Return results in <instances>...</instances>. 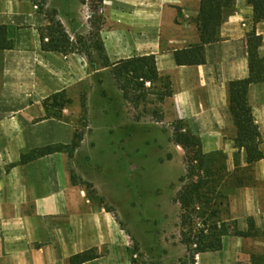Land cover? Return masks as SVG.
Segmentation results:
<instances>
[{
	"label": "crops",
	"instance_id": "crops-1",
	"mask_svg": "<svg viewBox=\"0 0 264 264\" xmlns=\"http://www.w3.org/2000/svg\"><path fill=\"white\" fill-rule=\"evenodd\" d=\"M40 1L0 0V24L9 27L15 43L13 49L0 50V264H71L73 256L90 250L98 256L81 264H132L126 228L75 180L67 152L21 162L32 149L73 143L83 109L80 97L92 91L96 74L109 69H93L78 50H44L42 34L50 22ZM200 3L103 0L97 30L111 63L155 55L159 72L170 76L174 94L162 102V123L181 122L200 138L206 155L227 158L230 172L252 169L257 183L231 190L229 217L245 227L252 218L264 229V156L248 164L245 149L236 147L238 130L230 109V83L250 76L247 39L253 31L262 38L259 54L264 58V21L256 24L247 0H236L220 39L206 45V63L180 66L175 52L200 40ZM49 8L58 11L73 44L78 37L92 44L95 24L88 2L46 0ZM62 91L71 100L63 117H47L44 101ZM249 101L264 155V82L250 86ZM231 238L224 237L221 251L202 253V264L209 263L210 254L236 252L241 241Z\"/></svg>",
	"mask_w": 264,
	"mask_h": 264
},
{
	"label": "rangeland",
	"instance_id": "rangeland-1",
	"mask_svg": "<svg viewBox=\"0 0 264 264\" xmlns=\"http://www.w3.org/2000/svg\"><path fill=\"white\" fill-rule=\"evenodd\" d=\"M84 1L90 7L94 33H99L101 2ZM43 7L53 9H45V4ZM80 39L85 45L79 43ZM84 39L78 37L73 50L86 55L87 50L92 52L102 68L98 53L91 48L96 39L92 37L91 45ZM95 77L92 91L79 100L86 107L80 110L76 126L84 140L71 160L75 180L89 187V194L118 216L128 232L129 254L136 264H202V253L193 257L182 243V211L176 198L187 169L186 151L173 141L179 122L161 121L159 85L146 82L145 96L139 90H130V99L125 97L112 67ZM135 92L141 97L136 99ZM225 165L227 158L218 156L213 168ZM95 184L103 187V192ZM227 225L230 240L241 244L236 252L229 249L210 254L208 264H264L263 227L259 228L252 218L245 221L246 227L230 219ZM236 230L254 235L237 236Z\"/></svg>",
	"mask_w": 264,
	"mask_h": 264
},
{
	"label": "trees",
	"instance_id": "trees-1",
	"mask_svg": "<svg viewBox=\"0 0 264 264\" xmlns=\"http://www.w3.org/2000/svg\"><path fill=\"white\" fill-rule=\"evenodd\" d=\"M40 7L44 10L45 0H41ZM102 2L103 0H99ZM253 8L254 22L264 21V0H247ZM236 0H201L199 15L196 19L199 42L175 52L178 65H202L206 63V45L220 39V30L227 17L235 11ZM50 22L48 33L42 34V46L46 51L69 52L74 49L69 34L58 19L56 9L44 10ZM96 39L91 48L98 53L102 67H112L114 75L126 98L133 99L130 90H139L145 96V84H158V98L162 103L174 94L170 76L162 75L157 67L155 55L135 56L113 64L108 59L103 42L99 41V33H92ZM48 38V40H46ZM80 44L83 42L79 41ZM262 38L255 31L248 35L247 46L250 59V76L246 79L235 80L230 83V109L238 130L236 147L245 149L247 162L253 165L263 158L260 148L261 134L255 122L253 108L249 101V89L252 84L264 82V58L259 54ZM85 45V43L83 44ZM14 40L10 37L9 27L0 24V50L13 49ZM93 69H99L98 59L86 51ZM136 99L140 98L136 92ZM71 103L65 91L55 93L44 101L47 117L62 118L63 110ZM85 110V103L82 104ZM173 133V141L186 151L187 169L181 177L183 186L177 202L181 206L182 243L189 255L195 257L197 253L218 252L223 249L224 237L230 235L227 221L230 219L229 192L232 189L257 183L252 175V169H235L230 172L226 165L219 169L213 168L217 160L215 153L206 155L202 149L200 138L179 122ZM84 134L76 129L73 143L70 145L50 144L35 148L22 154L21 162L26 163L56 152L65 151L74 157L81 146ZM246 175L244 176L243 174ZM248 178L250 180H248ZM111 211V209L108 208ZM255 228V226H253ZM237 236L248 237L254 233L239 231ZM94 250L75 255L71 264H81L96 258ZM136 264V260H132Z\"/></svg>",
	"mask_w": 264,
	"mask_h": 264
},
{
	"label": "built area",
	"instance_id": "built-area-1",
	"mask_svg": "<svg viewBox=\"0 0 264 264\" xmlns=\"http://www.w3.org/2000/svg\"><path fill=\"white\" fill-rule=\"evenodd\" d=\"M147 84H148V85H150V84H151V82H147Z\"/></svg>",
	"mask_w": 264,
	"mask_h": 264
}]
</instances>
